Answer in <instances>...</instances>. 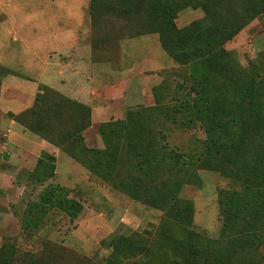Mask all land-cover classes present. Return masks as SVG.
Here are the masks:
<instances>
[{"label":"rangeland","instance_id":"1","mask_svg":"<svg viewBox=\"0 0 264 264\" xmlns=\"http://www.w3.org/2000/svg\"><path fill=\"white\" fill-rule=\"evenodd\" d=\"M53 3L64 6L60 11L65 22L72 19L71 22L77 23L83 12L86 14L83 7H87L88 0ZM30 4L37 8L16 13L19 22L28 18L37 22L42 20L39 16L54 18L58 14L55 8H38L40 4L34 1ZM200 15L203 14L199 9L185 8L179 13L177 22L182 25ZM107 21L119 29L124 23L111 16ZM135 26L137 20H132L121 29L122 34H131ZM122 45L129 56L124 59L125 64L142 61L147 68L161 63L173 66L168 68L162 84L155 85V90V86L151 89L148 83L146 95L139 99L141 104L126 109L117 119L130 118V123L137 124L138 118L152 131L159 129V122H165L168 127L165 141L170 149L186 155L201 152L207 132L196 119L194 108H189L193 92L188 66L173 62L162 49L157 33L125 40ZM225 47L239 68L235 65L240 83L264 76V15L248 23ZM19 56L12 68L31 75L34 71L25 69V61ZM156 102L167 109L143 111L144 107ZM262 105L257 107L262 109ZM8 116L0 110V188L3 190L0 193V258L7 256L10 264H184L181 261L172 263L176 257L194 264H264L263 214L252 211L254 218L245 214L252 218L255 229L254 236L245 238L238 233L239 228L225 226L220 202L223 192L241 191L244 187L235 172L240 163L264 160V128H257L259 135L247 141L246 151L233 153L230 158H221L218 162L212 159L209 165L218 168L197 166L199 161L184 168L173 207L165 211L137 199V177L141 185L150 178L137 174L131 152L123 148L122 133L110 132L111 149L116 159L111 157L106 161L104 169L111 173L106 176L82 162L89 156L83 146L104 148L106 145L99 124L83 132L82 144H74L67 137V124L56 127V123L51 122L46 134L59 146L39 154V148L28 142L17 140L22 144L17 146L16 141H10L12 135L5 124ZM256 127L255 123H250L247 134ZM155 143L156 138H152L147 146ZM56 152L57 156L50 158ZM72 153L77 157L71 156ZM40 156L45 162L37 164ZM52 163L54 175L40 181L50 171ZM50 184L64 186L68 189L67 195L81 203L82 209L76 217L49 205L41 210H30ZM151 184L156 188V184ZM186 205L191 209L186 210ZM236 223L241 225L243 219ZM182 224L185 231L180 227ZM138 244L147 247V251L137 253Z\"/></svg>","mask_w":264,"mask_h":264},{"label":"trees","instance_id":"2","mask_svg":"<svg viewBox=\"0 0 264 264\" xmlns=\"http://www.w3.org/2000/svg\"><path fill=\"white\" fill-rule=\"evenodd\" d=\"M89 6L91 24L94 27L105 29L109 36L116 34L122 38L157 33L161 46L169 57L189 68L193 92L189 108H194L196 119L207 132L201 152L186 155L181 151H173L165 141L168 128L165 122H159V129L152 131L138 118L137 124L130 123V118L100 123L99 131L105 140V147L83 146V150L89 155L87 159L82 160L83 164L96 173L108 176L111 173L104 169V165L111 157L116 159V154L114 153V156L111 149L110 132L112 130L122 133L123 148H128L131 152V162L137 168V174L150 178L141 185V180L137 177V199L150 206L170 211L175 192L179 190L182 182L180 179L184 168H189L198 161L197 166L218 168L216 165H209L212 159L218 162V159L230 158L233 153L246 151L247 141L254 140L259 135L257 128H264V76L240 83L232 54L225 47V44L248 23L264 15V0H89ZM187 7L200 8L203 16L187 25L178 26L176 19L179 12ZM110 16L124 22L121 29L127 27L132 20H137V26L126 36L119 27L115 28L107 21ZM236 67L238 68L237 65ZM0 70L1 84V78L9 73L10 69L0 64ZM40 89L32 107L19 114L8 115L21 123L25 129L56 146L59 145L46 134L50 124L55 122L56 127L67 124V137L74 144L81 143L84 140L83 132L91 124L90 109L46 85H40ZM260 103H263L262 109L257 107ZM163 108L167 109L156 102L144 107L143 111H158ZM250 123H255L258 127L247 134ZM152 138H156V143L148 147L147 143ZM71 156L77 157L75 153ZM50 158H54V154H51ZM255 160V163L242 162L238 165L235 172L242 179L244 187L241 191L223 192L220 201L225 226L239 228L238 233L245 238L252 237L255 232L254 224L252 225L254 216L251 212L257 211L264 216V160ZM44 162L40 156L37 164ZM231 162L236 164L233 160ZM53 175L52 163L50 171L40 181H45ZM151 183L156 184V188ZM2 192L0 188V193ZM67 194L68 189L64 186L50 184L40 193L39 200L32 203L30 210H41L49 205L76 217L82 205ZM185 207L186 210L191 209L190 205ZM240 219H243V223L238 225L236 221ZM180 227L186 230L183 224ZM114 245L118 247V244ZM141 251L146 252L147 247L138 244L137 253ZM183 260L176 257L172 263L181 261L184 264H194L192 261ZM0 264H10L9 258H0Z\"/></svg>","mask_w":264,"mask_h":264},{"label":"crops","instance_id":"3","mask_svg":"<svg viewBox=\"0 0 264 264\" xmlns=\"http://www.w3.org/2000/svg\"><path fill=\"white\" fill-rule=\"evenodd\" d=\"M33 1L40 4L38 8H55L58 14L54 18L39 16L42 20L37 22L30 18L19 22L15 14L37 8L30 4ZM53 2L58 0H0V64L10 69L0 84V110L4 114H19L32 107L40 85H46L90 109L89 129L115 120L126 109L141 104L139 99L146 95L148 83L151 89L161 83L168 68L173 66L161 63L147 68L142 61L125 64L124 59L129 56L123 51L122 42L138 36H109L105 29L94 27L89 0L87 7H83L86 14L83 12L77 23L71 22L72 19L65 22L60 11L64 6H55ZM187 8L199 9L203 14L200 8ZM188 23L177 22L178 26ZM16 56L24 59L25 69L34 71L31 75L12 68L17 63ZM5 124L12 135L10 141H16L17 146L22 145L17 140L28 142L39 148V154L57 148L25 129L12 116L7 117Z\"/></svg>","mask_w":264,"mask_h":264}]
</instances>
